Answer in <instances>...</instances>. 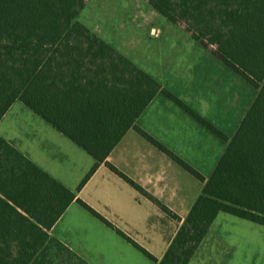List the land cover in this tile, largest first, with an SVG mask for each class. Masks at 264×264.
Wrapping results in <instances>:
<instances>
[{"label":"rangeland","instance_id":"374dc122","mask_svg":"<svg viewBox=\"0 0 264 264\" xmlns=\"http://www.w3.org/2000/svg\"><path fill=\"white\" fill-rule=\"evenodd\" d=\"M18 1L0 0V23ZM76 12L81 22L154 77L165 93L179 98L228 139L233 137L258 88L193 38L184 23L171 21L148 0H23L0 26L1 105ZM52 71L44 63L23 91L49 113L54 102L47 101V93L57 76ZM60 79L53 84L67 86V80ZM165 93L158 94L141 117L149 130L139 126L208 178L228 141ZM87 108L101 125L92 124L91 137L85 139L106 154L103 162L21 100L0 117V136L113 226L51 184L43 186L46 201L37 208L31 205V212L87 264H157L117 228L161 259L181 222L110 164L183 220L204 183L136 130H129L118 145L121 122L92 101ZM8 153L0 145V187L20 202L40 198L38 175ZM189 264H264V225L220 212Z\"/></svg>","mask_w":264,"mask_h":264},{"label":"trees","instance_id":"16d2710c","mask_svg":"<svg viewBox=\"0 0 264 264\" xmlns=\"http://www.w3.org/2000/svg\"><path fill=\"white\" fill-rule=\"evenodd\" d=\"M22 1L19 0L14 5L0 23L1 27ZM148 1L171 21L184 23L193 38L210 47L237 73L258 88L254 101L231 139L172 93H165L228 141L208 178L136 123L140 114L162 91L163 86L81 22L77 18L78 12L54 35L47 51L9 100L4 105L0 101V117L15 100H21L61 133L85 148L96 160L103 162L106 154L101 155L85 139L87 135L91 137V125L100 123L90 117L87 107L92 101L123 125L117 139L127 128H133L174 158L204 183L184 220L129 176L110 165L128 183L181 222L162 258L158 259L122 230H117L157 264H189L220 212L264 225V0ZM44 63L53 68V75L57 73V76L52 77L50 91L47 93L50 94L47 101L54 102V111L51 113L23 92ZM60 77L67 80V86L53 84L55 81L60 82ZM71 84L79 90L75 92ZM100 125L101 123L98 126ZM0 145L38 175L36 186L40 190V198L20 202L19 198L16 200L0 187V264H87L69 246L51 235L49 224L31 212V205L37 208L46 201V194L42 195V190L46 193L43 186L51 184L63 194H69L81 202L109 225L113 226L112 223L86 202L76 198L70 189L40 169L1 136ZM25 175L28 176L27 173Z\"/></svg>","mask_w":264,"mask_h":264},{"label":"crops","instance_id":"0c3cea01","mask_svg":"<svg viewBox=\"0 0 264 264\" xmlns=\"http://www.w3.org/2000/svg\"><path fill=\"white\" fill-rule=\"evenodd\" d=\"M185 25V24H184ZM107 41V40H106ZM74 90H75V92H77V90H79V89H77V88H75L74 87ZM160 93H165V89H164V87H163V89H162V91H160L158 94H160ZM158 94L153 98V99H155V98H157V96H158ZM153 103V101H151L150 103H149V105H151ZM148 105V106H149ZM146 110H144L141 114H140V116L138 117V119H137V121H136V123L137 122H140V123H138V125H140L141 127H143V128H145V129H147V130H149V128L147 127V126H145V124L142 122V120H141V117L144 115V114H146V112H147V110L149 109V107L148 108H145ZM129 130H134L133 128H127L125 131H124V133H122V135L120 136V138L118 139V145L123 141V140H125V138H126V136H127V134H128V131ZM117 145V144H116ZM108 159H109V155H108ZM111 165V164H110ZM144 188V187H143ZM145 189V188H144ZM146 191L148 192V193H150L147 189H146ZM151 195H153L152 193H150ZM145 196V195H144ZM154 196V195H153ZM155 197V196H154ZM157 198V197H156ZM153 202V201H152ZM171 209V208H170ZM183 219V218H182Z\"/></svg>","mask_w":264,"mask_h":264}]
</instances>
